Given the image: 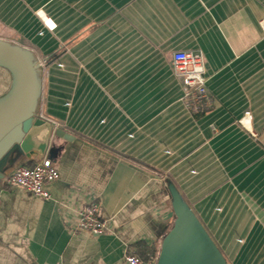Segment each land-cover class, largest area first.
Instances as JSON below:
<instances>
[{"label": "crops", "instance_id": "0c3cea01", "mask_svg": "<svg viewBox=\"0 0 264 264\" xmlns=\"http://www.w3.org/2000/svg\"><path fill=\"white\" fill-rule=\"evenodd\" d=\"M0 39L37 55L38 114L63 132L44 156L59 172L51 200L5 184L39 160L0 181V264L156 260L169 183L227 264H264V0H0ZM178 51L203 55L195 106ZM92 202L103 235L75 227Z\"/></svg>", "mask_w": 264, "mask_h": 264}, {"label": "water", "instance_id": "95a60500", "mask_svg": "<svg viewBox=\"0 0 264 264\" xmlns=\"http://www.w3.org/2000/svg\"><path fill=\"white\" fill-rule=\"evenodd\" d=\"M0 70L8 77L0 92V181L24 159L41 160L51 151L56 124L38 114L42 64L19 44L0 39ZM173 223L163 237L155 264H227L197 216L172 183L168 184Z\"/></svg>", "mask_w": 264, "mask_h": 264}, {"label": "built area", "instance_id": "2783aa9c", "mask_svg": "<svg viewBox=\"0 0 264 264\" xmlns=\"http://www.w3.org/2000/svg\"><path fill=\"white\" fill-rule=\"evenodd\" d=\"M175 75L183 87V99L188 106H195L206 97V78L204 76V59L199 51H178L172 56ZM250 118L249 112L244 119ZM59 178V172L54 163L43 157L33 166H17L11 175L5 179L10 188L25 190L34 197L44 201L51 200L47 186ZM100 204L89 203L81 206L76 212V229L92 235H103L108 231L105 221L100 218ZM126 264H155L156 260H143L138 255L128 252L124 256Z\"/></svg>", "mask_w": 264, "mask_h": 264}, {"label": "trees", "instance_id": "16d2710c", "mask_svg": "<svg viewBox=\"0 0 264 264\" xmlns=\"http://www.w3.org/2000/svg\"><path fill=\"white\" fill-rule=\"evenodd\" d=\"M26 166H28V167H31V166H33V165H26ZM172 225V224H171ZM171 227V226H170ZM170 227H169V229H170ZM142 257L145 259V260H147L150 256L148 255V254H144V255H142Z\"/></svg>", "mask_w": 264, "mask_h": 264}, {"label": "bare ground", "instance_id": "6f19581e", "mask_svg": "<svg viewBox=\"0 0 264 264\" xmlns=\"http://www.w3.org/2000/svg\"><path fill=\"white\" fill-rule=\"evenodd\" d=\"M48 22V21H47Z\"/></svg>", "mask_w": 264, "mask_h": 264}]
</instances>
